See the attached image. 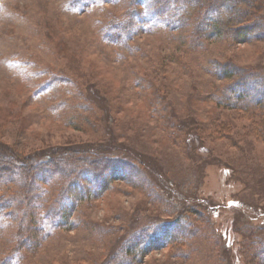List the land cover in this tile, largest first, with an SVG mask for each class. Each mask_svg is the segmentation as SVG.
I'll return each instance as SVG.
<instances>
[{
  "label": "rangeland",
  "instance_id": "1",
  "mask_svg": "<svg viewBox=\"0 0 264 264\" xmlns=\"http://www.w3.org/2000/svg\"><path fill=\"white\" fill-rule=\"evenodd\" d=\"M169 1L0 0V264H264V0Z\"/></svg>",
  "mask_w": 264,
  "mask_h": 264
},
{
  "label": "trees",
  "instance_id": "2",
  "mask_svg": "<svg viewBox=\"0 0 264 264\" xmlns=\"http://www.w3.org/2000/svg\"><path fill=\"white\" fill-rule=\"evenodd\" d=\"M175 0H170L169 1V3L171 2V4H172V2H174ZM220 5H222V4H220ZM245 5H248L247 4V2L245 3ZM212 7H215V6H212ZM231 7H234V6H230V8ZM163 11V10H162ZM161 11V12H162ZM249 14L250 15H254L253 14V12L250 10V8H249ZM237 13H239L238 11H237ZM138 14V13H137ZM237 16H239V14H237ZM253 19H255V17L253 18ZM230 21V18H229V20H228V22ZM255 22V21H254ZM225 24H227L228 25V23L226 22ZM263 24V23H262ZM224 26V25H223ZM259 26H262L261 24L259 25ZM210 27H212L213 28V30H215V31H218V32H223V27H221V24H217V23H214L213 24V26H212V24H211V26ZM221 27V28H220ZM255 27V24H248V25H244V26H242V28H239V29H235V30H233V32H234V37L236 38V39H239V38H241V40H247V39H249L250 37H256V34L254 33V34H251L250 35V33H251V31H252V29ZM220 29V30H219ZM115 37V36H114ZM258 37H260V36H258ZM262 37V36H261ZM260 37V38H261ZM257 38V37H256ZM260 38H258V39H260ZM222 71H224V74H222L224 77H231V75H232V72H233V70H232V67L231 66H229V67H224V68H222ZM238 85V84H237ZM94 151V150H93ZM35 159V158H34ZM35 162V161H34ZM40 164H42V162H39V163H37L36 164V166L37 165H40ZM108 165V164H107ZM48 167V166H47ZM75 168V167H74ZM73 171H75V169L73 170ZM82 172L84 173L85 172V174H87V172H89L88 171V169L87 168H83V170H82ZM24 176V175H23ZM25 187L28 189L29 187H27L29 184H31V177H30V175H25Z\"/></svg>",
  "mask_w": 264,
  "mask_h": 264
},
{
  "label": "snow or ice",
  "instance_id": "3",
  "mask_svg": "<svg viewBox=\"0 0 264 264\" xmlns=\"http://www.w3.org/2000/svg\"><path fill=\"white\" fill-rule=\"evenodd\" d=\"M156 2V0H152V3H155Z\"/></svg>",
  "mask_w": 264,
  "mask_h": 264
}]
</instances>
